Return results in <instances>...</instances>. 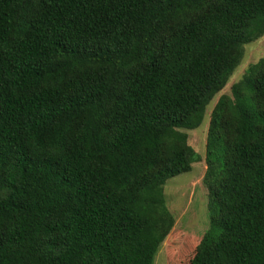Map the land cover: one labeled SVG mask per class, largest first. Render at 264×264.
<instances>
[{
	"label": "trees",
	"instance_id": "1",
	"mask_svg": "<svg viewBox=\"0 0 264 264\" xmlns=\"http://www.w3.org/2000/svg\"><path fill=\"white\" fill-rule=\"evenodd\" d=\"M263 37L264 0H0V264H264Z\"/></svg>",
	"mask_w": 264,
	"mask_h": 264
},
{
	"label": "rangeland",
	"instance_id": "2",
	"mask_svg": "<svg viewBox=\"0 0 264 264\" xmlns=\"http://www.w3.org/2000/svg\"><path fill=\"white\" fill-rule=\"evenodd\" d=\"M244 56L245 60L242 62L243 68L264 57V37L248 47ZM199 136L202 138L200 133ZM196 140L193 137L190 139L189 144L195 145ZM200 141L202 140H199V145L203 147ZM194 147L196 148V146ZM202 175L203 170L201 165L198 164L190 172L178 175L166 182L164 189L168 202L167 205L172 210L171 212L177 214L174 229L181 230L183 229L182 226L187 225V229H192V227L198 228L199 230L196 233H199L204 223H208L207 194L206 190L199 185ZM185 221L188 224H184ZM171 251L172 249L167 239L159 246L153 264H165L166 255Z\"/></svg>",
	"mask_w": 264,
	"mask_h": 264
}]
</instances>
